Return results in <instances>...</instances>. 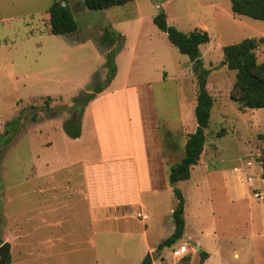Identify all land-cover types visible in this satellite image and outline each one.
I'll list each match as a JSON object with an SVG mask.
<instances>
[{"label":"rangeland","instance_id":"1","mask_svg":"<svg viewBox=\"0 0 264 264\" xmlns=\"http://www.w3.org/2000/svg\"><path fill=\"white\" fill-rule=\"evenodd\" d=\"M53 1L0 0L6 264H142L148 253L150 264H264V108L240 109L232 97L236 70L223 64V47L264 37V20L235 14L232 0H131L102 10L68 0L78 29L53 34L47 24ZM161 10L170 26L208 32L200 50L214 104L199 162L176 184L185 197V232L158 249L175 228L171 167L197 126L193 63L155 23ZM256 53L264 61V43ZM95 86L103 88L99 103L96 97L75 103ZM48 107L60 111L47 113ZM74 109L78 138L64 130ZM132 126L146 144L137 169L108 164L90 172L95 207L89 206L84 160L128 151ZM102 173L109 184L116 181L112 202L95 196ZM182 245L188 253L174 256ZM201 251L212 257L202 261Z\"/></svg>","mask_w":264,"mask_h":264},{"label":"trees","instance_id":"2","mask_svg":"<svg viewBox=\"0 0 264 264\" xmlns=\"http://www.w3.org/2000/svg\"><path fill=\"white\" fill-rule=\"evenodd\" d=\"M86 7L94 10H102L113 5H122L131 0H84ZM232 11L235 14L246 15L255 19L264 20V0H232ZM50 31L53 34H68L78 29L74 13L71 7L60 0H54L48 9ZM155 23L164 30L170 41L178 49L189 56L193 63V70L197 77V102L195 106L196 129L188 136L185 145V156L170 171V185L177 197V203L173 209L175 228L173 233L159 246H172L185 232V197L176 185L178 181L189 179L191 169L199 162L206 143V128L209 125L214 100L207 90V77L210 69L203 66L200 46L210 41L207 31L195 29L185 32L170 26L167 23L166 13L161 10L154 18ZM108 38L105 36L103 42ZM264 37L246 38L241 42L232 43L223 47V64L229 69L236 70L232 97L239 103L240 109L264 108V61H258L256 50ZM112 45V43H111ZM111 52L108 53L110 57ZM103 88L95 86L93 94L79 97L75 103L84 104L91 101ZM51 96H48L50 99ZM32 109H36L33 106ZM75 110V109H74ZM47 113L60 111V108L48 107ZM74 115V113H73ZM80 112L75 110V116L64 123V130L68 135L78 138L82 133L79 121ZM32 118L37 119V113H32ZM202 261L207 259L208 252L201 251ZM8 260V258H7ZM7 263V261H6Z\"/></svg>","mask_w":264,"mask_h":264},{"label":"crops","instance_id":"3","mask_svg":"<svg viewBox=\"0 0 264 264\" xmlns=\"http://www.w3.org/2000/svg\"><path fill=\"white\" fill-rule=\"evenodd\" d=\"M60 1H62L65 4L69 5V1L68 0H60ZM80 2H81V0L78 1V4ZM48 17H49V15H48V11H47V19H48ZM47 24H49V23H47ZM49 28H50V25H49ZM101 97H102V93H98L97 96H96V99L94 100V102L97 103L96 102V100H97L98 103H99ZM128 112H131V111L130 110L129 111L127 110V115H128ZM127 115H126V117H127ZM100 127L101 126H99V128ZM135 131H136L135 127L132 126L130 128V136H131L130 144H131V147L125 153H120L119 155L117 153L116 154H113V153L112 154H110V153L109 154H106V153H104V157H102V158H100V159H98L96 161H93V162L86 161L87 159L84 157V159H86V160H84V162H83V172H82V175L84 176V179H85V182H86L85 183V186H86V191H87L89 206H91V207L94 206V201H93L94 200L93 199L94 197H92V194L90 193V189H88V184H89L88 178H90V172H93L94 170L100 172V168H104L108 164L109 165L110 164H115V165H118L120 167H130L131 165L135 164V168L137 169V163H138V158H137L138 156H137V154H138V149H140L141 147L144 148V146H146V144H145V141L144 140H142V141L138 140V137L136 136ZM137 141L139 143H137ZM109 150H111V148ZM104 152H105V150H104ZM101 172H103V170ZM120 174L122 175V172H120ZM102 175H103V173H102ZM106 180H107V178H105V176H104V180H103L104 182L102 183V185L99 184V183L96 185V192L97 193H95L96 195L95 194H93V195H95L97 197L99 196L100 200L103 201V202H112V200L114 198H112L111 195L113 193H116L117 192L116 188L114 187L116 181H112V184H109L108 180H107V182H105ZM119 183H121L124 186V187H122L123 190H126L129 187V186H127V188H125V185H127V183L125 184L122 181H119ZM152 188L153 187H151V189ZM147 189L150 190L149 187H147ZM152 190L153 191H156V190H159V189L155 188V189H152ZM128 192L131 193V190L128 191ZM132 193L134 194V192H132ZM113 195H115V194H113ZM128 196H130V195H128ZM117 198H121V196H117L116 199ZM116 202H122V201H116ZM137 202H139V204H140L141 203V198H139V201H137ZM110 205L111 204H109L108 206H110ZM123 205L125 206L126 204H124L122 202L120 204L119 203L118 204H115L114 206H123ZM140 205H143V204H140ZM172 211H173V209H172ZM189 238H191V237L189 236ZM191 240H193V239L191 238ZM199 242L200 241L198 240V245L200 244ZM200 248L202 249V245H200ZM211 253H212L211 251L208 252V255H209L208 256V259H210L212 257V254Z\"/></svg>","mask_w":264,"mask_h":264},{"label":"water","instance_id":"4","mask_svg":"<svg viewBox=\"0 0 264 264\" xmlns=\"http://www.w3.org/2000/svg\"><path fill=\"white\" fill-rule=\"evenodd\" d=\"M81 3L83 6L86 7V3L84 0H81ZM200 249H201L200 246H198V250ZM9 252H10L9 242H4L2 245H0V257H1L0 264H6ZM151 261H152L151 254L148 253L142 264H150Z\"/></svg>","mask_w":264,"mask_h":264},{"label":"built area","instance_id":"5","mask_svg":"<svg viewBox=\"0 0 264 264\" xmlns=\"http://www.w3.org/2000/svg\"><path fill=\"white\" fill-rule=\"evenodd\" d=\"M187 250H188V247L186 245L179 246L173 249V255L174 256H184L185 254L188 253Z\"/></svg>","mask_w":264,"mask_h":264}]
</instances>
